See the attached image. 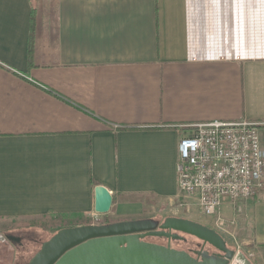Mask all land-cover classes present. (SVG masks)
<instances>
[{
    "label": "crops",
    "instance_id": "1",
    "mask_svg": "<svg viewBox=\"0 0 264 264\" xmlns=\"http://www.w3.org/2000/svg\"><path fill=\"white\" fill-rule=\"evenodd\" d=\"M214 121L264 151V0H0V225L95 224L96 186L119 214L174 201L178 142ZM219 215L264 264V189Z\"/></svg>",
    "mask_w": 264,
    "mask_h": 264
},
{
    "label": "water",
    "instance_id": "2",
    "mask_svg": "<svg viewBox=\"0 0 264 264\" xmlns=\"http://www.w3.org/2000/svg\"><path fill=\"white\" fill-rule=\"evenodd\" d=\"M113 197L103 186L94 188V213L109 214ZM180 235L201 241L196 258L186 251L172 249L170 241H181ZM164 238L166 246L144 241ZM19 241L12 235L0 236V243ZM206 247L214 250L210 252ZM25 264H252L241 252L227 247L214 230L181 218H166L92 224L58 230L41 243L40 249Z\"/></svg>",
    "mask_w": 264,
    "mask_h": 264
},
{
    "label": "built area",
    "instance_id": "3",
    "mask_svg": "<svg viewBox=\"0 0 264 264\" xmlns=\"http://www.w3.org/2000/svg\"><path fill=\"white\" fill-rule=\"evenodd\" d=\"M190 128L192 135L177 145L178 196L194 200L202 216H219L220 222L224 203L251 200L264 189L259 125L214 121Z\"/></svg>",
    "mask_w": 264,
    "mask_h": 264
},
{
    "label": "rangeland",
    "instance_id": "4",
    "mask_svg": "<svg viewBox=\"0 0 264 264\" xmlns=\"http://www.w3.org/2000/svg\"><path fill=\"white\" fill-rule=\"evenodd\" d=\"M128 217H146L147 219H154L161 223L166 218L170 217L190 220L202 224L217 232L224 239L227 247L233 251L241 250L246 246V243L248 242L246 240V234L248 233V230H245V228L243 229L237 223V221L235 222V220H226L220 217V223L218 222L219 216H216L215 218L202 216L194 200H183L179 196L171 202L153 203L150 201H144L141 211L136 214H119L115 211L109 212V214L107 215L97 216L94 219V223L97 225H101L107 223L108 221L115 220L116 218ZM207 218H209L210 221ZM41 222H44V225L41 227H38L33 223L34 225H32L33 227H30V229L15 233V235H17V237H19L20 239L21 246H18L19 243H12L10 241L0 243V264H24L28 262L40 249L41 243L49 240L52 235L55 234L54 230L57 228V226L61 224L60 226H66L64 228H72L67 226L72 225L75 221L73 222L68 220L64 222H58L54 219L47 218ZM53 222L55 225H52ZM51 226L53 227L50 228ZM8 227L10 226L0 225V230H4ZM35 230H39L42 233H37L35 232ZM180 236H182L184 240L170 241V246L172 249L178 251H186L193 255L195 254V252L201 249V241L186 235ZM147 241L163 246H166L168 243V241L164 238L151 237L147 238ZM205 249L209 250L210 252H214V250L208 247H206Z\"/></svg>",
    "mask_w": 264,
    "mask_h": 264
},
{
    "label": "trees",
    "instance_id": "5",
    "mask_svg": "<svg viewBox=\"0 0 264 264\" xmlns=\"http://www.w3.org/2000/svg\"><path fill=\"white\" fill-rule=\"evenodd\" d=\"M118 220H111V221H108L107 223H114V222H117ZM32 222H24V223H14V224H11L9 225L10 227L8 228H5L4 230L6 231H16V232H19V231H23V230H27V229H30V227H33L32 225H37L38 227H41L44 225V222H40V223H32ZM52 225H55L54 222L52 223ZM87 225H92V223H88ZM53 226H51L50 228H52ZM43 228V227H42ZM44 229V228H43Z\"/></svg>",
    "mask_w": 264,
    "mask_h": 264
},
{
    "label": "flooded vegetation",
    "instance_id": "6",
    "mask_svg": "<svg viewBox=\"0 0 264 264\" xmlns=\"http://www.w3.org/2000/svg\"><path fill=\"white\" fill-rule=\"evenodd\" d=\"M154 220V219H153ZM117 222H123V221H117ZM114 223H116V222H114ZM161 223V222H160ZM104 224H111V223H104ZM102 225V224H101ZM144 241H146V242H148L147 241V238L144 240ZM12 243H19L18 244V246H21V242H20V240L19 241H14V242H12ZM168 244V243H167ZM159 245V244H158ZM169 245H170V242H169ZM171 247V246H170ZM200 250V249H199ZM192 257H194V258H196V256H194L193 254H190Z\"/></svg>",
    "mask_w": 264,
    "mask_h": 264
}]
</instances>
